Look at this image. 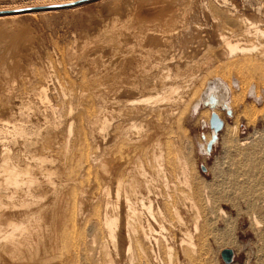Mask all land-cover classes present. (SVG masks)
Instances as JSON below:
<instances>
[{"label":"bare ground","instance_id":"6f19581e","mask_svg":"<svg viewBox=\"0 0 264 264\" xmlns=\"http://www.w3.org/2000/svg\"><path fill=\"white\" fill-rule=\"evenodd\" d=\"M174 2L137 0V11H128L122 21L114 20L106 42H116L123 35L132 43L123 55L113 57L111 65L88 57L89 41L66 51L64 62L54 68L48 58L38 56L25 31L15 33L9 26L0 27V264L177 263L175 244L163 225L169 219L163 221L166 216L159 201L164 196L163 201L170 200L166 195L171 193L163 196L154 186L160 181L166 193L170 188L166 169L170 175L176 174L174 169L180 171L174 166L179 167L176 163L182 159L172 155L175 149L171 144L176 139L172 141L169 135L174 134L175 116L188 105L193 87L209 76L213 78L204 83L205 90L193 107L206 104L217 115V107H229L227 91L231 88L218 74H230L233 65L234 69L242 67L245 59L253 58L256 62L248 64L258 65L264 78V20L227 15L225 22L234 17L235 24H242L240 30L216 29L209 41L201 38L200 24H189L184 19L185 9ZM10 20L0 18L3 23ZM176 21L184 37L181 43L171 37L178 34ZM144 40L157 47H144L146 55L129 54L133 45L141 50ZM251 40L254 42L247 45ZM163 46H172L178 53L165 49L166 55ZM183 46L189 50L183 52ZM149 55L156 57L151 61ZM241 73H236L239 78ZM209 97L213 103L208 102ZM181 168L187 185L186 167ZM176 189H171L173 195ZM206 195L197 192V200L203 197L209 204ZM189 196L188 203L193 202ZM191 205L198 212L196 205ZM175 209L171 214L179 219ZM199 213H194L195 233L199 231ZM218 214L225 216L223 210ZM250 219L259 225L255 213ZM193 234L185 233L188 238L182 240L177 237L176 245L190 264L197 252ZM150 253L153 258L149 262Z\"/></svg>","mask_w":264,"mask_h":264},{"label":"rangeland","instance_id":"374dc122","mask_svg":"<svg viewBox=\"0 0 264 264\" xmlns=\"http://www.w3.org/2000/svg\"><path fill=\"white\" fill-rule=\"evenodd\" d=\"M174 1L175 6L179 8L183 7L185 9L186 15H184V19L189 22V24L192 26L194 24H200V32H203L201 33V35L203 34L201 38L209 41L214 39L213 36L216 29H222L221 31H223V29L226 31L231 30L229 32L240 30L242 24H235L233 20L234 17L233 19L231 18V21L227 20L225 22L227 15L232 16L234 13H237L249 17L250 19L264 20V0H227L226 3H224L223 0ZM136 6L137 0H0V18L8 20L12 18V20L8 21L9 23H3L1 21L0 27L9 26L15 31V33L25 31L26 35L31 37L33 49L38 53V56H41V58H48L52 65L54 64V68L58 67V62H64L63 58L66 56L69 49L74 48V46L79 47L83 43L89 41L94 42L87 44L90 47L89 49L86 45L85 52L88 57L94 56L98 60L101 59L100 61L103 60L104 63L109 61V64L111 65V61H113L115 57L123 55L126 46L129 45L132 40H126L127 37L122 38L123 35H121L117 37L118 40L116 42H106L107 30L114 20L122 21L124 16L129 13L128 11H137L138 6ZM258 10L261 11L258 13ZM214 17L219 18L220 20L216 22ZM174 24V27L177 26L175 29L179 28L176 29L175 33L177 34L178 32V34L176 36L174 34V36H171L173 37L172 39H175L172 41H175V43L177 41L180 42L181 39L184 41V37L180 32V22L177 24L176 21ZM175 29L173 31H175ZM151 40L149 42H146L147 40L143 41L146 46H144L145 44L142 42V44H144L142 48L140 47L142 52L141 50H138L139 47L137 45H133V51L129 54L146 55L147 51L143 50L144 47L145 50L148 49L147 47H155L154 43H152L153 46L150 45L152 42ZM102 41L105 42L101 43ZM252 41L254 42V40H251L249 43L247 42V45L253 43ZM95 44H97V46H95ZM136 46L138 47L137 49ZM91 47H95L96 50L94 48H92V50ZM169 47H171V49ZM183 47V52L186 49L189 50L188 47ZM165 49L170 53H176V51L178 53V49L176 50L175 48H172V46H163L161 51L166 55L169 52ZM169 49L172 51L174 50V52ZM163 52H161V54L165 57L166 55ZM183 52H181V54ZM151 55L148 56V59L153 61L156 56ZM138 56L135 55V57ZM249 57L251 58V56ZM247 60L245 59L243 62L240 61L244 63L243 66L245 68L247 67V70L243 66H237V68L235 66L234 69L233 65L232 68L234 71L238 69L240 70L235 71L236 73L242 72V76H240V78L243 79L242 82L239 76H237L239 74H236L232 69L228 75L218 74L219 80H222V83L225 85L228 84L231 88L229 90L230 92L227 91V100H230V106L227 108L222 106L217 107L219 113L217 112L218 115H216L221 119L222 127L217 132L216 140L211 145V149L208 153H206V151L203 152V150H205L206 142L212 133L208 123L209 115L212 110L206 104L201 103L197 108H194L193 105L202 92H204L206 86L204 83L213 77L209 76L210 78H202L198 82L199 85L197 84V86L193 87L194 91L192 93L194 94H189L190 96L187 99L188 105H183L180 112L175 116L172 132L174 131V134H176L174 135L172 133L174 136L171 134L169 135L172 141L173 139H176V141H174V143H176L174 144L172 142L173 145L171 144L175 149H173L174 152L172 155L176 153L178 158L180 160L182 159L180 161L181 163H176L179 167L177 165L174 166V168L180 170L178 171L179 175H177L178 172L175 171L177 169H174L176 174H171L173 176L170 175V169H166L168 172L167 175H169L168 180L170 184L169 191H167L166 188V190L164 189L166 193L163 192L162 188L164 186H162L163 183L160 181H158V184L162 187L157 183H155L154 186L160 190L162 195H166L168 192L171 193L166 195L167 197L170 195L171 201L168 200L169 198H166L170 203L165 200L169 205L163 201L165 199L164 195V199L162 198L159 201L161 203L163 202L164 216H166L163 221L166 223V220L169 219L167 225H163L166 231H168L167 233L169 236L172 238V243L175 244L173 257L174 261L177 262L176 264H190V262H187L188 258L186 256L184 257L183 253L180 252L181 250L176 248L178 243L177 240L180 241V239L188 238V236H185V233H194L193 241L196 245L197 252L194 256V258H196L192 264H224L219 256V252L222 248H230L233 251V259L228 264H264V78L260 75L261 72L257 71L259 67L256 66L258 65L253 64L254 67L253 65L248 64L256 61L253 58ZM46 61L47 60H45V62ZM248 65L251 67L248 68ZM245 71L247 72L246 74H244ZM233 81L236 83H233ZM182 108L185 110H182ZM226 109L230 111V114L226 113ZM178 118H180L181 121L179 123L180 126L177 125L178 123L176 122L179 120ZM234 127H236V130H234ZM255 144L263 145L262 147H257L258 145L256 146ZM250 147L252 151H248ZM256 148L259 149V152H262L259 153ZM240 149L246 150H244V155L247 154L245 155L246 157ZM254 149L258 154L253 152ZM248 152L250 155H248ZM238 153H241L242 157L239 156ZM245 159L247 160L245 161ZM242 163L244 164L241 166ZM183 165L186 167L184 168V172H186L187 185L184 184V176L181 174V167H183ZM201 165L205 168L204 171L200 170ZM243 166L247 168L252 166L253 168L251 167L246 171V168ZM237 167H239V169H237ZM240 167H243L244 169ZM241 169H243V172H241ZM250 169H252L250 171L252 173L248 171ZM150 170L151 169H149V171ZM235 172L238 174V177L236 175L233 176ZM244 172H246V175ZM249 174H251L252 177ZM231 175L234 177L233 180L237 182L232 180ZM177 176H180L178 180L176 179ZM245 176L251 178L249 179ZM178 181H180V183ZM171 184L173 185L171 186ZM174 188L180 189L179 191L176 189L174 192V195L178 192L176 196L173 195L172 190H174ZM195 191L196 194L197 192L198 194L200 193V196H203L204 193L205 195L207 194L206 197L209 196L211 202L209 204L204 203L206 201H204L205 199H203V197L201 198L202 200H197L198 198L196 197V194L193 193ZM193 194L195 196H193ZM171 195L173 197H171ZM186 195H191L194 201H189L188 203V198L191 197H187ZM150 199H153V201L155 200L154 196L152 198L150 196ZM173 199L176 201L174 202ZM192 203L198 208L197 210L200 212L199 216L201 215L197 223L199 229L198 233L193 232L195 223L194 219H196L198 212L195 211V208H192ZM170 206L172 208H170ZM175 207V210L179 214V219H177L174 214ZM219 210H223L225 216L218 214ZM171 211L174 212L172 213L174 216L171 214ZM194 213H197L196 216ZM254 213L259 225L254 224L250 219V216ZM170 219L172 220L171 222ZM147 246L150 250V246L148 244ZM161 252L162 255L164 254L162 258L165 262L166 253L164 250ZM152 258L153 256L150 253V255H148L149 262ZM151 264H154V262L151 261Z\"/></svg>","mask_w":264,"mask_h":264},{"label":"water","instance_id":"95a60500","mask_svg":"<svg viewBox=\"0 0 264 264\" xmlns=\"http://www.w3.org/2000/svg\"><path fill=\"white\" fill-rule=\"evenodd\" d=\"M209 103H213V99L211 97L208 98ZM226 113L230 114V111L226 109ZM209 127L212 130V133L210 135V138L206 142V147L205 150L208 153L211 149V145L215 142L216 140V134L217 132L221 129L222 127V121L221 119L216 115V113L211 112L209 115ZM200 170L204 171L205 168L201 165ZM219 256L224 264H228L232 261L233 259V251L230 248H222L219 252Z\"/></svg>","mask_w":264,"mask_h":264}]
</instances>
